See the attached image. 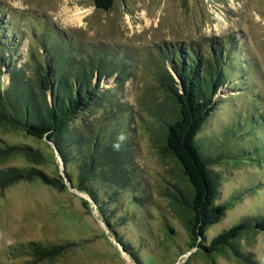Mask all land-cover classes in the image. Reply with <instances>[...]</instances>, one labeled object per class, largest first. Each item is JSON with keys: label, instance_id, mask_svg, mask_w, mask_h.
Instances as JSON below:
<instances>
[{"label": "rangeland", "instance_id": "obj_1", "mask_svg": "<svg viewBox=\"0 0 264 264\" xmlns=\"http://www.w3.org/2000/svg\"><path fill=\"white\" fill-rule=\"evenodd\" d=\"M76 7L89 10L82 25L71 22L66 13ZM0 15L1 23L9 19L15 30L12 41L4 44L7 50L0 51L3 90L10 83L11 65H27L32 50L45 54L43 43L32 42L30 31L37 33L50 23L55 33L66 34L79 48L129 59L121 101L132 107L131 115L140 114L150 91L156 92L153 75L165 50L230 41L239 52L243 75H230L228 86L216 95L219 105L200 134L205 155L214 154V148L226 154L210 169L219 184L216 204L228 203L229 209L218 224L209 227L205 244L246 219L264 217V0H116L109 11L98 9L94 0H0ZM10 26L0 27L1 41L6 40ZM2 56L12 64L6 66ZM166 65L175 77L170 63ZM99 82L97 74L94 83ZM115 87V78L100 83L102 91ZM94 117L90 114L87 120L96 124ZM120 123L136 171L130 188L113 199L102 196L114 235L88 194L82 192L91 202L90 210L75 193L81 192L74 187L75 162L65 165L48 140H38L0 120V149L40 150L48 160L43 169L52 177L61 176L66 186L61 192L41 180L19 181L0 190V264H264V232L259 231H250L235 242L248 262H238L228 252L207 256L191 250L181 195L191 201L193 190L181 164L167 153L154 121L127 118ZM31 166L24 155L0 153V170ZM34 243L61 247L60 254L38 260ZM123 245L136 254L137 263L123 252Z\"/></svg>", "mask_w": 264, "mask_h": 264}, {"label": "trees", "instance_id": "obj_2", "mask_svg": "<svg viewBox=\"0 0 264 264\" xmlns=\"http://www.w3.org/2000/svg\"><path fill=\"white\" fill-rule=\"evenodd\" d=\"M115 1L94 0L96 7L104 11H109ZM1 21L0 15L1 28L6 24L11 26L6 40H0V51L7 50L4 44L12 41L15 32L13 21L8 19L3 24ZM54 31L57 30L50 23H44L37 33L30 31L32 42H42L45 54L32 50L25 66L11 65V60L2 56L1 60L6 66L11 65V69L7 89L3 90L0 85V120L38 140H48L65 165L75 162L78 175L74 187L88 194L97 212L104 217L106 228L114 235L103 211L102 196L113 199L130 188L136 171L131 148L121 137L120 122L127 118L154 121L152 126L163 137L167 153L181 164L193 190L191 201L181 195L187 208L185 225L191 250L197 249L207 256L228 252L238 262H248L249 258L235 248V242L250 231L264 232V217L246 219L205 244L209 227L218 224L229 209L228 203L216 204L219 184L210 169L211 164L226 154L217 146L218 151L214 148V154L205 155L200 134L219 105L216 95L228 86L230 75L233 72L243 75L238 64L239 52L231 42L224 39L208 47L174 46L165 50L160 56L161 62L158 59L159 70L153 75L156 92L150 91L140 114L131 115L132 107L121 101L129 78V59L121 54L108 56V51L79 48L66 34ZM24 32H28L27 28ZM166 62L170 63L177 80ZM97 74L99 85L94 83ZM106 78H115L116 87L102 91L100 83ZM90 114L95 115L96 124L87 120ZM82 117L84 120L79 122ZM0 153L24 155L33 165L29 169L0 170L1 191L19 181L37 180L61 192L65 189L61 176L52 177L43 169L48 160L40 150L7 146ZM91 202L83 200L82 204L90 210ZM33 246L38 260L56 257L61 250V247H45L39 243ZM123 251L130 253L125 245ZM131 258L137 263L136 254L132 253Z\"/></svg>", "mask_w": 264, "mask_h": 264}, {"label": "bare ground", "instance_id": "obj_3", "mask_svg": "<svg viewBox=\"0 0 264 264\" xmlns=\"http://www.w3.org/2000/svg\"><path fill=\"white\" fill-rule=\"evenodd\" d=\"M66 13L71 22L82 25L89 10H83L80 7H76L74 10H67Z\"/></svg>", "mask_w": 264, "mask_h": 264}, {"label": "water", "instance_id": "obj_4", "mask_svg": "<svg viewBox=\"0 0 264 264\" xmlns=\"http://www.w3.org/2000/svg\"><path fill=\"white\" fill-rule=\"evenodd\" d=\"M175 77H177L176 76V74H175ZM67 185V187L70 189V190H73V191H75L74 190V188L70 185V184H66ZM66 187V186H65ZM76 194H78L80 197H82L84 200L86 199V197H85V195L82 193V192H75ZM86 200H88L89 201V199H86ZM82 203H83V200H82ZM103 223V222H102ZM122 249V248H121ZM123 252H125V251H123Z\"/></svg>", "mask_w": 264, "mask_h": 264}]
</instances>
